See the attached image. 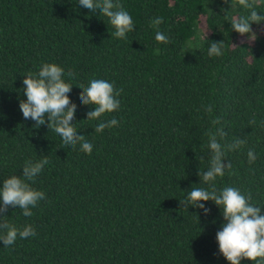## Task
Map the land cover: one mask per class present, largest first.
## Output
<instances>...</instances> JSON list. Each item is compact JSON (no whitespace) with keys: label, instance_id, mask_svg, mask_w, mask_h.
<instances>
[{"label":"trees","instance_id":"16d2710c","mask_svg":"<svg viewBox=\"0 0 264 264\" xmlns=\"http://www.w3.org/2000/svg\"><path fill=\"white\" fill-rule=\"evenodd\" d=\"M119 3L134 24L126 39L78 0H0V185L22 176L26 161H51L30 182L46 196L33 215L18 207L5 213L8 223L31 224L36 235L8 247L0 241V264H228L215 239L221 209L202 202L205 215L179 203L192 188L209 189L197 173L207 170L206 132L220 127L212 124L216 117L227 132L222 145L246 141L226 152L223 163L232 168L216 189L251 193L264 214V23L251 25L257 38L249 41L231 27L232 18L248 15L238 0ZM255 10L264 14V0H255ZM156 17L163 20L158 27L150 23ZM157 31L170 42L156 41ZM219 41L224 55L209 56L210 43ZM42 63L62 67L73 85V123L92 143L90 155L79 144L64 145L47 117L39 127L24 119L23 79ZM94 78L123 89L120 108L86 120L94 108L80 104L77 86ZM112 118L116 126L94 131ZM249 149L257 156L251 164Z\"/></svg>","mask_w":264,"mask_h":264},{"label":"clouds","instance_id":"9594fccd","mask_svg":"<svg viewBox=\"0 0 264 264\" xmlns=\"http://www.w3.org/2000/svg\"><path fill=\"white\" fill-rule=\"evenodd\" d=\"M78 2L83 8L91 12L98 10L100 14L107 17L115 30L112 33L115 38L126 39L127 34L133 31L132 17L119 0H78ZM238 4L249 11L247 16L232 18V30L241 36H247L249 41H254L257 37L251 25L264 23V14L255 10V0H238ZM162 22V18L156 17L150 23L158 27ZM155 40L162 44L170 42L169 37L160 31L156 32ZM224 48L223 41L211 42L208 54L216 57L223 56ZM64 75V69L54 63H42L38 73H28L23 79V94L26 100L19 102V108L24 119L34 121L35 127L44 125L45 117H47V128L58 134L64 145L75 148L79 144L80 150L90 155L93 149L92 143L86 139L85 135L78 134L73 123L77 105L68 95L73 85L65 82ZM76 75L72 70L67 72L69 79H75ZM77 87L81 89L80 104L91 105L94 108L86 113V120H98L106 113H112L120 108L118 97L123 89L115 88L113 83L94 78L89 81L87 87L84 84H79ZM206 111L212 113V105L206 106ZM117 124L118 121L115 118L101 120L94 131L103 133L106 128ZM212 124L220 125V127L206 132L208 138L206 146L210 152L208 167L206 171L197 173L210 190L203 187L192 188L187 197L179 203L186 210L188 206L201 209L205 215L210 212V209L206 208L202 202L212 201L221 209L224 223L217 231L215 239L220 255L228 261V264H241V260L244 259L255 264H264V214H261V207L250 203L251 193L244 195L239 189L231 186L218 191L215 186L216 179L223 177L226 169L232 168L230 162L223 163L226 152L241 148L246 141L234 138L231 143L222 145L220 139L226 137L227 132L221 125V119L216 117L212 120ZM247 155L248 162L254 163L257 158L254 149H249ZM50 163L47 156L36 162L26 161L22 168V176L12 175L4 179L0 185V241L5 247L13 245L18 237L26 239L36 235L31 224L21 229L8 223L4 218L10 207L22 209L25 217L33 215L31 209L36 208L40 201L46 199V196L43 191L33 188L30 182H34L45 166Z\"/></svg>","mask_w":264,"mask_h":264},{"label":"rangeland","instance_id":"374dc122","mask_svg":"<svg viewBox=\"0 0 264 264\" xmlns=\"http://www.w3.org/2000/svg\"><path fill=\"white\" fill-rule=\"evenodd\" d=\"M200 24H201V22H200ZM198 29H199L198 34H199V36L201 37L202 32L204 31L203 28H202V24L200 25V28H198ZM260 29H261V30H264V26H263L262 28H260Z\"/></svg>","mask_w":264,"mask_h":264}]
</instances>
